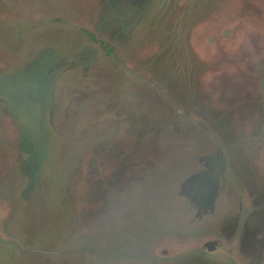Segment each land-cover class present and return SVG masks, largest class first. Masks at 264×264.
<instances>
[{
	"label": "rangeland",
	"instance_id": "374dc122",
	"mask_svg": "<svg viewBox=\"0 0 264 264\" xmlns=\"http://www.w3.org/2000/svg\"><path fill=\"white\" fill-rule=\"evenodd\" d=\"M0 264H264V0H0Z\"/></svg>",
	"mask_w": 264,
	"mask_h": 264
}]
</instances>
